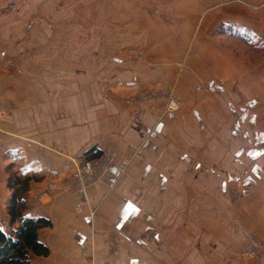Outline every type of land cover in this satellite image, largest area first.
Returning <instances> with one entry per match:
<instances>
[{
  "label": "crops",
  "instance_id": "obj_1",
  "mask_svg": "<svg viewBox=\"0 0 264 264\" xmlns=\"http://www.w3.org/2000/svg\"><path fill=\"white\" fill-rule=\"evenodd\" d=\"M213 3L217 7L207 9L204 23L219 27V49L216 58L210 46L199 52L208 53L202 56L217 69L213 73V64L201 62L197 70L185 60L182 72L176 77L172 72L174 90L183 101L176 111H166L165 100L115 102L92 81L80 87L72 79L68 90L0 61V105L5 109L0 118V227L7 220L10 193L4 168L10 163L29 177L24 214L49 221L38 231L48 254L29 252V264H151L144 252H174L177 220L172 209L183 203V228L192 223L186 187L191 186V170L206 166L192 158L202 157L201 146L214 139L208 121L215 106L211 92L243 96L242 105L226 104L233 115H225L230 138L244 140L232 154L237 164L241 155L249 160L243 174L246 188L260 187L264 193V0ZM236 27L250 34L254 53H263L253 64L235 50L238 37L226 35ZM210 41L217 43L213 37ZM126 80L113 91L121 96L128 92ZM91 146L126 158V171L111 168L84 191L64 190L61 183Z\"/></svg>",
  "mask_w": 264,
  "mask_h": 264
},
{
  "label": "rangeland",
  "instance_id": "obj_2",
  "mask_svg": "<svg viewBox=\"0 0 264 264\" xmlns=\"http://www.w3.org/2000/svg\"><path fill=\"white\" fill-rule=\"evenodd\" d=\"M213 1L0 0V61L33 79L62 84L68 90L72 79L80 87L92 81L115 102L165 100V110L176 111L183 101L174 90L172 72L175 77L182 72L185 60L197 70L201 62L213 64L212 59L202 56L209 54L200 55L199 49L203 45L212 47L211 57L219 49V27H206L204 23L207 9L217 7ZM226 35L238 37L235 50L244 62L253 64L262 56L263 53L250 49L252 39L245 29L236 27ZM200 37L204 41L200 42ZM212 37L217 43L210 41ZM210 68L215 73V65ZM126 76L124 89L128 92L121 96L113 87H120ZM213 93L210 98L215 106L208 121L214 139L201 146L202 157L192 158L193 163L206 166L203 171L191 170V186L186 187L192 223L183 228L184 221L179 217L184 212L183 203H176L172 209L177 220L175 251L144 252L151 264H264V193L260 187L249 189L243 184L249 160L241 155L238 166L232 153L244 140L230 138L231 122L226 118L233 116L226 104L233 101L242 105L243 96ZM4 111L0 105V118ZM115 155L118 160L116 152ZM242 166L243 171H238ZM73 170L61 183L69 192L78 191V183L67 185ZM4 172L5 186L11 194L9 179L26 176L19 174L12 163L5 166ZM232 175L238 178L233 179ZM9 227L7 215L2 229L8 232Z\"/></svg>",
  "mask_w": 264,
  "mask_h": 264
},
{
  "label": "trees",
  "instance_id": "obj_3",
  "mask_svg": "<svg viewBox=\"0 0 264 264\" xmlns=\"http://www.w3.org/2000/svg\"><path fill=\"white\" fill-rule=\"evenodd\" d=\"M27 184L28 177L13 176L9 179L11 194L6 210L10 227L8 232L0 227V264H29V252L38 256L48 254L47 247L38 239V231L49 221L24 214L26 205L23 194Z\"/></svg>",
  "mask_w": 264,
  "mask_h": 264
},
{
  "label": "built area",
  "instance_id": "obj_4",
  "mask_svg": "<svg viewBox=\"0 0 264 264\" xmlns=\"http://www.w3.org/2000/svg\"><path fill=\"white\" fill-rule=\"evenodd\" d=\"M115 160L116 155L114 151L102 150L97 146L87 149L75 165L72 172L71 183L67 185H72V182H76L78 183V191H84L89 185L96 182L103 173L109 171L111 168H115L119 173L125 172L127 160L123 158ZM77 208L79 209V206H77Z\"/></svg>",
  "mask_w": 264,
  "mask_h": 264
},
{
  "label": "water",
  "instance_id": "obj_5",
  "mask_svg": "<svg viewBox=\"0 0 264 264\" xmlns=\"http://www.w3.org/2000/svg\"><path fill=\"white\" fill-rule=\"evenodd\" d=\"M113 172L115 171V169L113 168V169H111Z\"/></svg>",
  "mask_w": 264,
  "mask_h": 264
},
{
  "label": "bare ground",
  "instance_id": "obj_6",
  "mask_svg": "<svg viewBox=\"0 0 264 264\" xmlns=\"http://www.w3.org/2000/svg\"><path fill=\"white\" fill-rule=\"evenodd\" d=\"M173 106V105H172ZM174 106H175V104H174Z\"/></svg>",
  "mask_w": 264,
  "mask_h": 264
}]
</instances>
